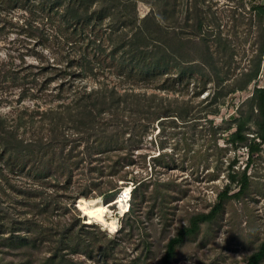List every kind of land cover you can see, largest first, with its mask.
Masks as SVG:
<instances>
[{"label": "trees", "instance_id": "1", "mask_svg": "<svg viewBox=\"0 0 264 264\" xmlns=\"http://www.w3.org/2000/svg\"><path fill=\"white\" fill-rule=\"evenodd\" d=\"M190 1L179 12L181 20L166 23L163 15L175 16V5L170 6L169 0H0L3 23L13 24L10 13L29 12L36 5L51 27L58 23L48 32L25 21L20 29L35 42L21 55L19 65L0 62V92L18 90L16 102L22 109L0 111V214L7 218L2 234L9 233L3 243L15 249L46 243L48 255L41 264H62L65 255L61 252L70 248V235L64 234L71 233L76 224L61 229L63 225L51 218L72 210L73 201L81 196L116 198L121 189L115 195L112 180L131 161L117 152L137 142L154 124L163 129L165 121L198 128L216 142L226 134L225 142L245 144L247 163L240 175L228 174V183L208 212L191 216L189 224L169 239L161 264H172L177 245L194 235L200 224L213 221L226 201L248 190L245 168L264 144V86L256 85L263 49L247 69L237 74L229 71L226 67L235 52L232 34L223 33L215 17L207 19L210 10L204 0ZM139 2L151 6L143 17L138 15ZM250 10V27L262 34L264 5H253ZM28 51L37 56V63L26 64L23 56H30ZM26 68L30 71H23ZM88 79L94 86H88ZM180 83L181 91L193 89L192 97L200 96L210 84L212 92L202 100L205 105L193 111L191 100L169 97ZM252 83L254 89L236 115L221 120L220 125L207 119L218 114L230 94ZM27 98L36 101L32 107L21 106ZM249 126L255 129L253 137L247 135ZM77 172L86 181L76 183ZM119 176L131 182V192L140 195L141 202L156 201L157 189L141 192L148 185L146 179L126 173ZM101 177L107 181H96ZM3 201L9 206H3ZM135 207L136 203L128 205L129 216ZM149 207L153 212L155 202ZM76 222L79 225V219ZM263 260L264 241L245 264Z\"/></svg>", "mask_w": 264, "mask_h": 264}, {"label": "rangeland", "instance_id": "2", "mask_svg": "<svg viewBox=\"0 0 264 264\" xmlns=\"http://www.w3.org/2000/svg\"><path fill=\"white\" fill-rule=\"evenodd\" d=\"M204 1L210 10L207 19L215 17V22L221 25L223 33L232 34L235 52L226 68L236 74L242 72L249 67L252 59L257 61L262 48L256 85L264 86V32L261 34L257 27H250L252 24L247 20L251 6L264 5V0ZM190 4V0H169L170 6L175 5V16L172 18L170 14L163 15L164 21L167 23L173 19L181 20L183 16H179V12H183ZM170 6L165 7L167 12L171 9ZM150 8L148 2H139L138 15L143 17ZM8 17L13 24L0 20V62L12 61L15 65L20 64L21 55L35 42V38L30 39L27 33L20 29L25 21H30L32 27H39L48 32L58 25L56 22L51 27L38 5L33 6L29 12L15 10ZM27 53L30 56H23L26 64L37 63V56H34L32 51ZM23 71L30 70L26 68ZM114 80L116 82V79ZM87 84L89 87L94 86V81L88 79ZM181 84L177 85L179 88H176V93L168 95L191 100L193 111L205 105L202 100L212 92V89H209L211 85L208 84L200 96L192 97L193 89L189 86L181 91ZM254 86L252 83L246 90L230 94L225 104L220 106L218 114L209 115L207 119H211L215 125H220L221 120L236 115V109L250 96ZM4 94L6 98L0 101V111L3 114L13 113V107H19L16 102L18 90H5L0 92V97ZM35 102L27 98L21 106L32 107ZM38 103L41 105L40 100ZM247 135H255L253 126L248 127ZM225 137L226 134L223 135V138ZM223 138L216 142L207 132L199 131L198 128L173 125L165 121L163 129L154 124L145 135L137 137V142L129 146L124 145L125 148L117 153L131 157V161L119 174L126 173L129 177L136 175L146 179L148 185L141 192L150 193L157 189L159 194L156 201L141 202L140 195L133 196L131 182L125 183L119 174L112 180L115 183V195L121 189L116 198L114 196L104 200L95 195L81 196L84 199L99 198L107 206L112 203V199L121 195L125 187L131 189L125 212L128 205L130 207L131 203H136L132 217L128 211L120 214L117 204L108 207L115 220L112 231L98 224L88 223L82 213L74 207L73 201L72 210L58 212L51 218L54 223L63 225L61 229L68 228L70 223L76 224L71 233L64 234L70 235V248L62 250L61 253L65 255L62 264H161L169 239L174 237L181 227L189 224L191 216L210 210L217 193L228 183L229 173L240 175L244 170L247 163L245 144L233 146ZM257 141L255 139V142ZM245 171L250 178L248 190L240 197L226 201L223 210L213 221L200 224L194 235L186 237L177 245L172 264H245L246 259L258 249L264 241V144L251 156ZM92 177L97 175L93 174ZM85 178V175L76 173V183L86 181ZM106 179L101 177L96 181L104 182ZM102 185L108 189L106 184ZM153 202L156 207L150 212L149 206ZM2 204L9 206L10 203L3 201ZM20 211L23 209L20 208ZM6 221V216L0 214V264H41L42 259L48 255L47 244L17 249L7 246L2 242V239L9 235L7 231L2 234ZM80 224L87 227H80ZM57 236L54 237L58 238ZM259 264H264V260Z\"/></svg>", "mask_w": 264, "mask_h": 264}, {"label": "bare ground", "instance_id": "3", "mask_svg": "<svg viewBox=\"0 0 264 264\" xmlns=\"http://www.w3.org/2000/svg\"><path fill=\"white\" fill-rule=\"evenodd\" d=\"M131 189L129 187H125L122 191L121 195L113 201L114 204L118 205V212L123 214L127 207V198L129 196ZM77 207L82 213L84 219L87 220L90 224H98L102 226L104 229H108L110 231L115 227V220L110 215L108 206H106L99 198H91L84 199L79 198L76 201Z\"/></svg>", "mask_w": 264, "mask_h": 264}, {"label": "water", "instance_id": "4", "mask_svg": "<svg viewBox=\"0 0 264 264\" xmlns=\"http://www.w3.org/2000/svg\"><path fill=\"white\" fill-rule=\"evenodd\" d=\"M113 199L111 200V202H108V203H111L109 205H107L108 207H111V206H114V203H113ZM106 205V204H105ZM74 207L81 213V211L79 210V208L77 207V204H76V200H74Z\"/></svg>", "mask_w": 264, "mask_h": 264}]
</instances>
